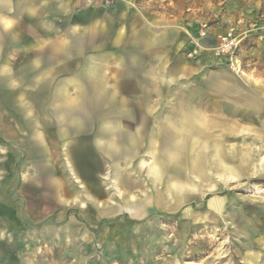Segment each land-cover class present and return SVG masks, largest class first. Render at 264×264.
<instances>
[{"label":"rangeland","instance_id":"1","mask_svg":"<svg viewBox=\"0 0 264 264\" xmlns=\"http://www.w3.org/2000/svg\"><path fill=\"white\" fill-rule=\"evenodd\" d=\"M29 1L37 10L32 29L22 13H5L11 25H0V264H264V39L248 32L234 52L218 50L220 36L231 28L243 33L251 23L264 20V0H244L252 15L215 29L211 42L205 40L217 20H188L189 43L168 52L178 63L182 60V75L162 95H145L159 103L155 115L179 116L171 107L184 104L180 113L192 117L196 126L199 118L205 119L208 129L206 123L202 128L208 133H197L194 126L188 156L193 183L203 186L204 194L178 208L154 205V189L137 168L140 159L151 155L135 149L131 165L121 163L120 189L128 198L148 197V211L139 217L123 210L97 213L96 205L102 208L109 202V180L99 173L87 175L95 164L93 146L88 145L81 159L75 151L76 182L56 145L62 130L58 118L63 107H72L69 99L78 100L74 115L83 121L84 136L92 137L100 119L115 111L108 103L109 92L95 99L96 88L119 89L135 107L144 96L137 86L150 82L139 75L137 59L147 48L146 43L137 46V39L163 38L174 45L179 23L170 14L174 8L169 10V0H63L65 12L57 13L50 0ZM202 1L215 13L224 2L235 9L241 3L192 0L186 9ZM14 4L23 7L25 0ZM57 38L68 57L55 69L38 53ZM94 54L98 70L91 76L85 73L66 95L59 93L63 81L81 72ZM27 110L46 139L47 163L40 159L41 145ZM162 127L152 126L146 135V142L154 139L158 155L168 144L158 132ZM219 157L222 163H217ZM161 162L167 167L164 158ZM47 176L58 181L59 198ZM99 181H104L100 188Z\"/></svg>","mask_w":264,"mask_h":264},{"label":"crops","instance_id":"2","mask_svg":"<svg viewBox=\"0 0 264 264\" xmlns=\"http://www.w3.org/2000/svg\"><path fill=\"white\" fill-rule=\"evenodd\" d=\"M30 2L29 0H25V5L18 7L14 4V0H0V12H3L0 14V25L9 28L11 25L10 21L4 14H12L14 12L15 14L22 13L29 22L28 28L32 29L37 19V10ZM191 2L192 0H184L181 4V1L169 0V10L171 11V6L174 8L170 14H172L171 16L174 19L179 20L174 29L176 32L175 39H173L174 45L169 44L163 38H160V42H155V40L152 42H139L140 40L137 39V46L141 43H146L145 49L147 48L146 55L144 54L143 58L139 56L137 59L139 75L151 83L139 84L137 86V92H142L144 96L142 100L136 102L135 107L133 106V102L122 96V92L119 89L115 88L103 91L96 88L93 90L96 93L95 99L97 100L100 99L103 93L108 94L109 92V96H107L108 103L111 104V108L115 111L111 115H106L100 119L99 127L95 130L92 137L84 136L82 133L83 121L74 115L75 111L80 109V105L76 108L73 106L74 102L78 100L69 99L68 103L72 107L67 106L61 109L62 116L58 118V124L62 130L59 135V142L56 145L58 147L61 146L73 178L76 182H79L80 175L74 162L75 151H78L77 157L81 159V156L83 157L85 153L89 152V146L92 145V155L94 156L95 164L86 170L87 175L89 178H93V175L95 177L96 173H99L109 180V182H105L107 195L110 197L108 199L109 202L102 205V208L96 205L99 215L114 214L118 210H123L132 217H139L148 211V197H141L139 200L136 199L135 195H131L128 198L120 189L121 163L124 162L126 166H130L131 159L137 156L134 154L135 149L142 148L146 154L151 155L149 160L140 159L137 168L142 175H146L147 181L145 182L151 184V188L154 189L152 200L154 205L169 209L178 208L183 204L193 201L194 197L199 199L204 194L201 192L203 186L199 183L196 185L193 183V162L192 159L188 160V156L192 155L191 142L193 140L194 126L196 125L192 122V117H188L185 113H180L181 109H184L186 106L184 104H175L171 107L172 109L174 108V113L179 116H158L154 112L159 107V103L151 101V96L145 94L149 92L162 95L163 92L170 89L171 84L176 83L178 76L182 75L183 69L180 65L182 60L178 63V60L171 58L168 52L173 50L178 51L175 49L178 44L189 43L191 36L188 37L189 25L186 23L188 20H198L200 23L217 20V24L209 26V35L205 40V42H211L215 39V29L224 27L225 23H236L242 19H248L252 15V10L246 9V1L244 0H241L239 7H236V9L230 6L231 2H224V6L216 13L210 11L211 9L209 10L203 1L200 6H194V8L191 7L187 10L186 8L192 4ZM50 6L55 7L57 13L65 12L63 0H50ZM187 11L190 13L186 15ZM143 27H146V25L143 24ZM13 38L16 41V35ZM40 41V39H36L34 42L37 44ZM41 43L45 44V42ZM115 43L120 44L122 40ZM1 44L0 38V49ZM38 54L48 57L51 65L55 66V69L60 62L65 61L68 57L64 42L58 38L53 39ZM33 57L31 58L32 60L34 59ZM97 60V55L89 56L81 72L64 80L58 92L66 95L69 87L79 86L81 84L80 77L85 76V73L91 76L93 72L98 70ZM9 75L7 74V76ZM11 95H14V93L10 94L8 98L12 97ZM56 97H60V95L57 93ZM166 107L169 108V106H165L164 108ZM26 115L30 119L31 131L41 145L39 150L40 159L44 163H47L50 155L46 139L39 131V122L31 110H27ZM204 123L206 122L203 117L198 119L200 127H195L197 133H208L202 128ZM69 124H72V128L67 127ZM155 125L163 126L158 132L165 135L168 139V144L162 148L161 155H158L154 151L156 149L154 139L151 138L146 142V135L148 133L151 134L150 128ZM206 128L208 129L207 123ZM162 158L166 160L167 167L162 164ZM220 159L221 157L217 159V163H222V159ZM46 181L48 186L52 187L55 199L59 198L60 187L58 181L52 179L50 176H47ZM103 182H98L99 188L103 186ZM114 197H117L119 202H112ZM0 235L2 236L3 233L0 232Z\"/></svg>","mask_w":264,"mask_h":264},{"label":"built area","instance_id":"3","mask_svg":"<svg viewBox=\"0 0 264 264\" xmlns=\"http://www.w3.org/2000/svg\"><path fill=\"white\" fill-rule=\"evenodd\" d=\"M248 32H253L259 36L260 39H264V20L261 18V20L251 23L249 31L243 33H239L237 28H231L228 32L220 36L218 50L225 53L234 52Z\"/></svg>","mask_w":264,"mask_h":264},{"label":"bare ground","instance_id":"4","mask_svg":"<svg viewBox=\"0 0 264 264\" xmlns=\"http://www.w3.org/2000/svg\"><path fill=\"white\" fill-rule=\"evenodd\" d=\"M221 160V159H220Z\"/></svg>","mask_w":264,"mask_h":264}]
</instances>
